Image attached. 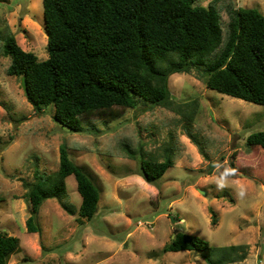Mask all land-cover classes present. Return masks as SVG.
I'll return each instance as SVG.
<instances>
[{
  "label": "rangeland",
  "instance_id": "obj_1",
  "mask_svg": "<svg viewBox=\"0 0 264 264\" xmlns=\"http://www.w3.org/2000/svg\"><path fill=\"white\" fill-rule=\"evenodd\" d=\"M199 5L215 6L223 23L228 7L264 15V0ZM11 34L24 51L48 59L43 0H0V229L21 241L8 264H209L202 255L208 252L163 251L178 232L207 241L216 260L235 246L228 264H264V182L232 169L237 159L241 170L264 174V153H248L247 146L251 134L264 130V106L209 89L203 72L192 70L172 75L169 88L175 102L193 104V118V108L184 105L139 101L112 123L90 117L85 133H71L54 120V108L36 112L20 78L8 75L11 58L3 46ZM63 144L100 190L97 214L79 216L82 198L70 176L62 203L73 215L48 200L38 217L40 233H29L25 183L34 182L36 170H58ZM166 154L172 167L156 185L134 175L142 161L163 162Z\"/></svg>",
  "mask_w": 264,
  "mask_h": 264
},
{
  "label": "trees",
  "instance_id": "obj_2",
  "mask_svg": "<svg viewBox=\"0 0 264 264\" xmlns=\"http://www.w3.org/2000/svg\"><path fill=\"white\" fill-rule=\"evenodd\" d=\"M200 1L43 0L48 59L41 61L24 51L11 34L3 46V55L11 58L8 75L25 78V96L36 112L54 108V120L77 134L87 131L84 119L98 116L107 125L121 118L124 110L136 109L139 101L169 109L184 105L193 108L189 115L193 118V104L175 102L169 88L172 75L192 70L203 72L207 88L264 106V15L255 8L228 7V21L223 23L212 10L215 6L205 8ZM247 146L248 153H264V130L251 134ZM125 149L134 157L129 147ZM236 162L235 173L264 182L263 172L241 170ZM171 167L166 154L163 162L142 161L134 175L156 185ZM213 170L211 166L208 174ZM70 176L82 198L79 216L87 220L96 216L100 190L63 144L58 170L51 174L36 170L34 182L25 183L32 211L26 222L29 233H40L38 217L46 201L63 202ZM62 206L73 215L72 209ZM20 245L18 237L0 229V264H8ZM215 249L205 240L178 232L163 251L208 252L202 254L207 263L228 264L235 246L224 248L220 261L212 256Z\"/></svg>",
  "mask_w": 264,
  "mask_h": 264
},
{
  "label": "water",
  "instance_id": "obj_3",
  "mask_svg": "<svg viewBox=\"0 0 264 264\" xmlns=\"http://www.w3.org/2000/svg\"><path fill=\"white\" fill-rule=\"evenodd\" d=\"M21 85H22V88H23V90H24V93L27 94V93H28V89H27V83H26L25 78H22V80H21ZM201 193L203 194L202 191H201Z\"/></svg>",
  "mask_w": 264,
  "mask_h": 264
},
{
  "label": "built area",
  "instance_id": "obj_4",
  "mask_svg": "<svg viewBox=\"0 0 264 264\" xmlns=\"http://www.w3.org/2000/svg\"><path fill=\"white\" fill-rule=\"evenodd\" d=\"M263 264V263H262Z\"/></svg>",
  "mask_w": 264,
  "mask_h": 264
}]
</instances>
